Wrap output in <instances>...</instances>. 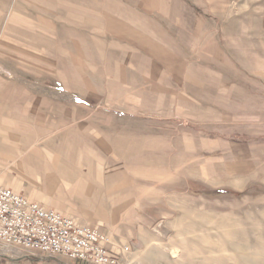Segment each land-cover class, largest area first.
I'll return each instance as SVG.
<instances>
[{
    "label": "crops",
    "instance_id": "crops-1",
    "mask_svg": "<svg viewBox=\"0 0 264 264\" xmlns=\"http://www.w3.org/2000/svg\"><path fill=\"white\" fill-rule=\"evenodd\" d=\"M178 6L0 0V186L136 251L178 214L161 202L192 201L194 176L217 182L206 189L217 196L246 188L264 140L249 119L264 74L235 66L225 25L203 32L193 59L190 37L210 21H181Z\"/></svg>",
    "mask_w": 264,
    "mask_h": 264
},
{
    "label": "rangeland",
    "instance_id": "rangeland-1",
    "mask_svg": "<svg viewBox=\"0 0 264 264\" xmlns=\"http://www.w3.org/2000/svg\"><path fill=\"white\" fill-rule=\"evenodd\" d=\"M178 4L177 18L181 21L190 23L192 20L195 22L196 19H205L211 22V27L207 26V30L203 28V31L201 29L197 37L194 33V43V38L190 37L191 42L187 45L192 48L193 59H202V53H206L197 49V44H201L199 39L205 37L203 32L210 29V32L217 33L218 27L222 30L225 25V40L239 42L235 50L229 51L236 57L235 66L264 74V0H178ZM155 17L166 18L163 15ZM184 37L188 36H182L183 43ZM222 47L223 44L220 43V50L209 49V53L219 56ZM226 59L229 61V58ZM259 102L264 103V100ZM243 109L240 110L244 111ZM251 109L253 110V107ZM242 116L236 118L245 120V116ZM249 117L251 122H254L251 128L262 129L260 132L264 130L263 104L258 107L256 117ZM220 118L223 119L222 114ZM259 144L261 155L257 156V164H254L252 169L254 174L245 183L246 188L243 191L237 189L230 195L217 196L212 190L206 191L212 183L217 182L211 180L210 185L205 186L199 177L194 176V194L191 202H161L172 207V211L178 208V214L171 221V227L174 229L170 227L158 234V244L148 250L136 251L127 244L131 250L122 253L121 264H264V140H260ZM227 150H230L229 146ZM225 157V162L235 160L229 154ZM180 167L182 164L179 161L178 173L185 176ZM213 174L215 176L216 173ZM183 189L184 186L179 184L178 190ZM110 238L113 243L126 245L117 239V242L113 240L114 236ZM156 246L162 247L160 250H153L152 247ZM0 260L8 264H83L60 255L51 257L47 253L19 246L10 250L0 248Z\"/></svg>",
    "mask_w": 264,
    "mask_h": 264
},
{
    "label": "built area",
    "instance_id": "built-area-1",
    "mask_svg": "<svg viewBox=\"0 0 264 264\" xmlns=\"http://www.w3.org/2000/svg\"><path fill=\"white\" fill-rule=\"evenodd\" d=\"M22 247L86 264H121L128 245L116 244L99 227L47 209L10 187L0 186V248ZM0 264H8L0 260ZM33 264V263H19Z\"/></svg>",
    "mask_w": 264,
    "mask_h": 264
},
{
    "label": "trees",
    "instance_id": "trees-1",
    "mask_svg": "<svg viewBox=\"0 0 264 264\" xmlns=\"http://www.w3.org/2000/svg\"><path fill=\"white\" fill-rule=\"evenodd\" d=\"M76 263V262H75ZM83 264H86V263H83Z\"/></svg>",
    "mask_w": 264,
    "mask_h": 264
}]
</instances>
